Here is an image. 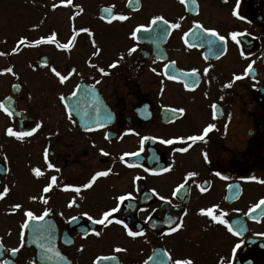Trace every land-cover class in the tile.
I'll list each match as a JSON object with an SVG mask.
<instances>
[{"label":"flooded vegetation","instance_id":"af4514ba","mask_svg":"<svg viewBox=\"0 0 264 264\" xmlns=\"http://www.w3.org/2000/svg\"><path fill=\"white\" fill-rule=\"evenodd\" d=\"M0 53V264H264V0H0Z\"/></svg>","mask_w":264,"mask_h":264},{"label":"snow or ice","instance_id":"6c2138e0","mask_svg":"<svg viewBox=\"0 0 264 264\" xmlns=\"http://www.w3.org/2000/svg\"><path fill=\"white\" fill-rule=\"evenodd\" d=\"M69 2H70V0H69ZM183 2H184V0H181V3H183ZM55 7H56V5L54 4V5H53V8H55ZM105 11H107V9H106ZM236 14H237V13H236L235 11H233V15H236ZM117 18L120 19V20L127 19V17L122 16V15L119 16V17H117ZM157 21H163V23H165V24L168 23V21L164 20L163 17H161V16H156V17H154V18L150 21V23H149V25H148L147 27L150 28L153 24H156ZM197 26H199V25H197ZM171 27H172V28H178V27H179V24H178V23H173V24H171ZM142 28H143L145 31H147V28H145L144 26H139L136 30H134V31L132 32V36H133V38H135L136 33H137L138 31H140ZM80 31H82V32H89V30L86 29V28H82V29H80ZM205 32H206L209 36H211V37H216V36L218 35V34L216 33V31L213 30V29H205ZM89 34H90V33H89ZM186 35H187V34H186ZM238 35H240V34H239V33H236V32L231 33V36H232V39H233V40H235L236 37H237ZM23 39H24V38H21L20 43H23ZM224 39H225V37H223V36H219V40L223 41ZM54 40H55V33H53L52 35H49V36L46 38V40H45L44 38H41L40 40L35 41V43H37V44L42 43V42H49V43H51V42H54ZM213 43H214V41L209 40V44H210V45H212ZM70 46H71V41H69V43H67V44H61V45H59V47H60V48H63V49H68ZM16 50H17V49L14 48L12 51L15 52ZM210 50H211V49H210ZM97 51H98V50H97ZM133 51H135L134 48H133V49H129V54H131V52H133ZM0 55H3V53H0ZM115 66H116V64L113 63V64L110 65L109 67H115ZM170 66H171V65H165V68H168V67H170ZM251 68H252V64H249V65H248V68L245 70V74H247V72H248L249 70H251ZM5 71H7V72H11L12 70H11V68H9V69H5ZM52 71H53L58 77H60V80H61V82L63 83V81L66 79V77L61 76V74H60L59 72H56L55 69H52ZM206 71H207V70H206ZM101 72L103 73V70H101ZM103 74L106 75L107 73H103ZM192 74H195V70H193ZM174 78H175V77H171V76L169 77V79H174ZM234 79H240V77H239V76H236V77H234ZM228 86H230V85H225V87H228ZM73 95H75V92L73 93ZM61 99H63V97H61ZM213 108H215V105H213ZM0 109H4L5 112H8V109L4 108V105H3L2 103H0ZM178 111L182 112L183 110L180 109V110H178ZM8 114L11 115L10 112H9ZM214 115H215V113H214ZM40 127H41V125L38 123V124H36L35 127L32 128L31 131H29V132H17V131H14L11 127H9V128L6 130V132H7V135H9V136H13V137H16V138L19 139V138H22V137H24V136H31V135H32L37 129H39ZM213 128H214V125H213V124H208V125L203 129V133H202L201 135L191 136V137H188V139H189V140H192V141L203 140V139H204V136L207 135V133H208L209 131H211ZM145 139H147V138H145ZM173 142H174V141H173L172 139L162 140V141H161V143H164V144H172ZM177 150L183 152V151H186L187 149H186V148H180V149H177ZM101 151H102V154H103V155H105V156L108 155L107 152H103V150H101ZM136 154H137V153H125L124 156H127V155H136ZM123 158H124V157L121 156V160H123ZM206 158H207V157L205 156V159H206ZM45 160H47V150H45ZM48 167H49V168H52L53 165L49 163V164H48ZM33 171H34V173H35L37 176L41 175V172H40L39 169H33ZM109 171H110V170H108V171H98V172H96V173L91 177V179L89 180V182L83 185V187H84V188L90 187L91 184H92V183H93L98 177L108 175V174H109ZM195 175H196V173H194V172H189V173H187V176H188V177H193V176H195ZM217 175H219V173H217ZM253 179H255V178L253 177ZM51 180H52V182L54 183V182L56 181V177H52ZM260 182H261V183H264V181H260ZM51 187H52V184L50 183L49 185H47V186L44 187L43 191H44V192H48L49 189H50ZM180 187H183V185H181ZM230 187H231V186H230ZM177 190H179V189H177ZM203 190H204V189H201V191H203ZM7 191H8V189H7V187H5V188L3 189V191L0 192V197H3V195H4ZM75 191L78 192V191H79V188L75 189ZM174 194H175V193H174ZM33 199H35V197H33ZM118 199L121 200V201H123V200L125 199V197H124V196H121V197H119ZM45 202H46V201H45ZM262 205H264V198H262V199H261L256 205H254L252 208H249V212H253V211H255V209L260 208ZM69 206H71V205H69ZM15 207H16V208H19L20 205H15ZM217 207H218V206L213 205L212 207H209V208H207V209H201L200 212H201V214H203V215H207L208 217H210L211 220H212L213 222H218V223H220V224L226 225L227 228H228V231H229V232H233V228H232V226L228 223L227 220L223 219V217L226 215L225 212L220 211V212H219V215H214V210H215ZM116 211H117V208H112V209H110L109 211L104 212V213L102 214V218H101V219H99V220H93L91 216H88V220H89V221H92V222L95 223V224H104L105 219H107L108 217H110V216L112 215V213H115ZM46 214H47V210H45V215H46ZM261 214L264 215V212H262ZM25 215H26L27 217L33 219V220H35V219H43V216H41V217H36V216H34V214H33L31 211H27V212L25 213ZM84 215L87 216V213H85ZM75 219H76L75 217H72V220H75ZM110 222H111V221H109V223H110ZM117 222H118V223H122V221H117ZM25 223H27V221H26ZM180 226H181L180 224L175 225V227H173V228L171 229V231H176ZM125 227L127 228V225H125ZM95 234H96V235H99L98 232L95 233ZM141 234H142V233H140V232H135V231H131V230L128 231V235H129V236H132V237H135V236H138V235H141ZM233 234H235V235H239L238 232H233ZM239 246H240V245L237 244V245L233 248V252H235L236 248H238ZM41 247H43V245H41ZM11 251H12L13 254H15V253L18 251V249H12ZM49 251H51V249H49ZM115 251L119 252V251H122V249L117 248V249H115ZM57 255H59V253H57ZM165 255H167V253H165ZM97 259H98V260H100V259H103V260H111V259H114V257H110V256H109V257H97ZM149 259H151V257H149ZM146 264H147V262H146ZM173 264H192V261H191L190 259H177V260H175V261L173 262ZM229 264H230V262H229Z\"/></svg>","mask_w":264,"mask_h":264},{"label":"rangeland","instance_id":"374dc122","mask_svg":"<svg viewBox=\"0 0 264 264\" xmlns=\"http://www.w3.org/2000/svg\"><path fill=\"white\" fill-rule=\"evenodd\" d=\"M24 1H26V0H16V2H18V3H22ZM13 19L15 20V22L21 23L23 21V14H15L13 16Z\"/></svg>","mask_w":264,"mask_h":264},{"label":"water","instance_id":"95a60500","mask_svg":"<svg viewBox=\"0 0 264 264\" xmlns=\"http://www.w3.org/2000/svg\"><path fill=\"white\" fill-rule=\"evenodd\" d=\"M71 110L73 111V108H71Z\"/></svg>","mask_w":264,"mask_h":264}]
</instances>
